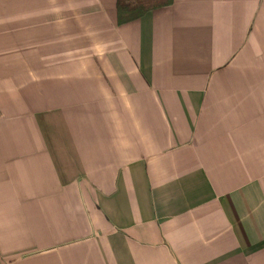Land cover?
I'll list each match as a JSON object with an SVG mask.
<instances>
[{
	"label": "crops",
	"instance_id": "obj_1",
	"mask_svg": "<svg viewBox=\"0 0 264 264\" xmlns=\"http://www.w3.org/2000/svg\"><path fill=\"white\" fill-rule=\"evenodd\" d=\"M0 264H264V0H0Z\"/></svg>",
	"mask_w": 264,
	"mask_h": 264
},
{
	"label": "trees",
	"instance_id": "obj_2",
	"mask_svg": "<svg viewBox=\"0 0 264 264\" xmlns=\"http://www.w3.org/2000/svg\"><path fill=\"white\" fill-rule=\"evenodd\" d=\"M173 0H117V18L119 24L134 21L147 12L169 6Z\"/></svg>",
	"mask_w": 264,
	"mask_h": 264
}]
</instances>
